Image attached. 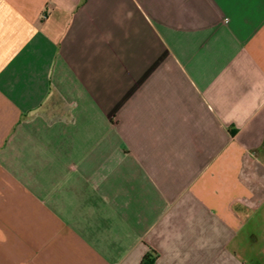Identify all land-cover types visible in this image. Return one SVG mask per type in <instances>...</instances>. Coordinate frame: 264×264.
<instances>
[{
    "label": "crops",
    "instance_id": "0c3cea01",
    "mask_svg": "<svg viewBox=\"0 0 264 264\" xmlns=\"http://www.w3.org/2000/svg\"><path fill=\"white\" fill-rule=\"evenodd\" d=\"M264 264V0H0V264Z\"/></svg>",
    "mask_w": 264,
    "mask_h": 264
},
{
    "label": "trees",
    "instance_id": "16d2710c",
    "mask_svg": "<svg viewBox=\"0 0 264 264\" xmlns=\"http://www.w3.org/2000/svg\"><path fill=\"white\" fill-rule=\"evenodd\" d=\"M156 260V257L152 259V253H148L147 255L144 256L142 260V264H154Z\"/></svg>",
    "mask_w": 264,
    "mask_h": 264
}]
</instances>
